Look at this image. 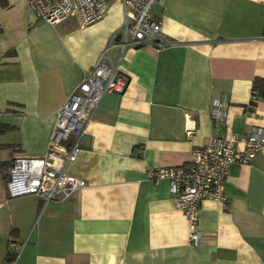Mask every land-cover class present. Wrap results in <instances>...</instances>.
<instances>
[{
    "label": "crops",
    "instance_id": "obj_1",
    "mask_svg": "<svg viewBox=\"0 0 264 264\" xmlns=\"http://www.w3.org/2000/svg\"><path fill=\"white\" fill-rule=\"evenodd\" d=\"M107 9L83 27L76 13L52 25L25 0H0V263L17 243L13 264H264V146L231 163L227 208L200 201L199 243L168 180L146 174L189 163L213 133V100L226 113L223 134L264 127V100L251 104L252 80L264 77V0H164L155 10L175 44L161 49H122L121 1ZM101 54L127 84L102 95L65 167L85 184L44 206L33 194L8 196L10 160L45 154L59 106Z\"/></svg>",
    "mask_w": 264,
    "mask_h": 264
},
{
    "label": "built area",
    "instance_id": "obj_2",
    "mask_svg": "<svg viewBox=\"0 0 264 264\" xmlns=\"http://www.w3.org/2000/svg\"><path fill=\"white\" fill-rule=\"evenodd\" d=\"M39 20L52 25L62 22L76 13L80 25L86 26L102 18L107 9L105 0H25ZM123 23L118 33L119 45H149L161 49L175 44L166 38L161 29V20L155 7L164 0H120ZM99 55L93 66L83 71L81 80L57 110V116L43 156H18L10 160L7 167L5 187L8 196L33 194L42 205L61 201L85 184L83 178L66 174V165L78 154L77 142L106 92L121 93L127 80L117 66H111ZM213 133L206 143L192 147L187 165H170L147 169V177L153 181L166 178L175 207L182 212L188 223V240L199 243L202 232L197 228L199 204L210 198L224 208L228 199L224 193V180L233 162L248 163L264 146V127H255L240 135L222 133L226 116L223 103L213 100L209 107ZM197 129L187 119L185 135L192 138ZM73 138L69 146L64 141ZM241 142L243 147L236 148ZM22 244L11 243V257L0 264H13Z\"/></svg>",
    "mask_w": 264,
    "mask_h": 264
},
{
    "label": "trees",
    "instance_id": "obj_3",
    "mask_svg": "<svg viewBox=\"0 0 264 264\" xmlns=\"http://www.w3.org/2000/svg\"><path fill=\"white\" fill-rule=\"evenodd\" d=\"M255 98L264 100V77L256 76L251 84V104L255 102Z\"/></svg>",
    "mask_w": 264,
    "mask_h": 264
},
{
    "label": "rangeland",
    "instance_id": "obj_4",
    "mask_svg": "<svg viewBox=\"0 0 264 264\" xmlns=\"http://www.w3.org/2000/svg\"><path fill=\"white\" fill-rule=\"evenodd\" d=\"M117 1L118 0H106V2L108 3L107 11H113V9L117 6Z\"/></svg>",
    "mask_w": 264,
    "mask_h": 264
}]
</instances>
